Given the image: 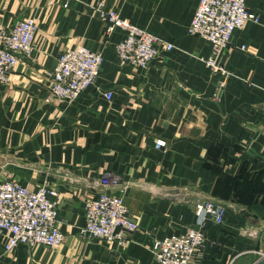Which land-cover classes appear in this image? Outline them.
Returning <instances> with one entry per match:
<instances>
[{"label":"crops","instance_id":"0c3cea01","mask_svg":"<svg viewBox=\"0 0 264 264\" xmlns=\"http://www.w3.org/2000/svg\"><path fill=\"white\" fill-rule=\"evenodd\" d=\"M199 1L0 0L7 27L27 16L38 24L33 55L0 83V181L57 191L66 236L58 248L6 252L0 233V264H158L154 243L194 226L204 200L222 204L225 219L207 220L194 264H264V0H246L260 23L236 30L221 52L227 74L207 66L211 44L188 31ZM100 3L172 50L122 65L115 46L125 32H107ZM79 45L103 54L96 83L48 102L50 72ZM107 173L124 184L114 191L139 225L124 246L80 235L86 199Z\"/></svg>","mask_w":264,"mask_h":264},{"label":"built area","instance_id":"2783aa9c","mask_svg":"<svg viewBox=\"0 0 264 264\" xmlns=\"http://www.w3.org/2000/svg\"><path fill=\"white\" fill-rule=\"evenodd\" d=\"M97 10L100 19L107 24L108 33L118 28L125 32L115 46L122 65L147 66L162 50H172V44H163L156 35L123 18L118 10L107 9L103 3L98 4ZM247 23H260V16L248 9L246 0H200L188 31L211 44L210 55L203 58L207 66L227 74L219 56L230 45L235 31ZM37 32L35 18L21 19L10 28L0 21V83H8L21 59L33 55ZM103 61L101 52L85 45L65 51L49 74L47 101L76 100L96 83ZM224 86L225 81H222L220 87ZM105 96L111 99L113 93L106 92ZM166 144L159 139L156 148L161 149ZM98 185L100 191L86 199V224L80 229V235L124 246L128 242L126 234L135 232L138 222L129 215L120 193L114 191L121 188L120 179L107 173ZM56 195L47 185L32 190L12 178L0 181V233L5 236L6 252L14 251L20 244L57 248L64 243L66 236L59 225ZM225 212V207L213 200L196 204L194 226L155 242L153 249L158 264H194L205 242L207 220L221 224Z\"/></svg>","mask_w":264,"mask_h":264},{"label":"rangeland","instance_id":"374dc122","mask_svg":"<svg viewBox=\"0 0 264 264\" xmlns=\"http://www.w3.org/2000/svg\"><path fill=\"white\" fill-rule=\"evenodd\" d=\"M68 6V4H66L65 5V7H67ZM27 17H30V18H35V17H33V16H27ZM26 17V18H27ZM22 19H24V18H22ZM21 20V19H20ZM137 26V25H136ZM139 27V26H138ZM80 46V45H79ZM96 52H98V51H96ZM167 143V142H166ZM121 183V189L120 190H122V189H124L125 187H124V184L122 183V182H120ZM57 192V191H56ZM119 195H121L122 197H123V200H124V195H122V192H120V194ZM55 200H56V202L58 203V193H57V195H56V197H55ZM205 201V200H204ZM213 201H215V200H213ZM216 202V201H215ZM124 203H125V200H124ZM218 203V202H217ZM125 205H126V203H125ZM126 208H127V211H128V213H129V209H128V207H127V205H126ZM195 212H196V206H195ZM129 215H130V213H129ZM132 217V216H131ZM138 227H139V225H138ZM91 238V237H90ZM105 241V240H104ZM106 242H108V241H106ZM109 243V242H108ZM155 244V243H154ZM42 245V244H41ZM62 246V245H61ZM47 247H50V246H47ZM50 248H53V247H50ZM58 248V247H57ZM153 248H154V246H153ZM153 252H154V249H153Z\"/></svg>","mask_w":264,"mask_h":264}]
</instances>
